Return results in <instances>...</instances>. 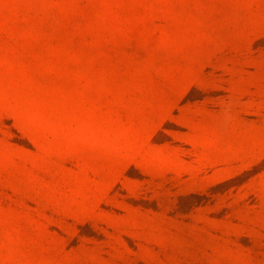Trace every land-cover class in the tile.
I'll use <instances>...</instances> for the list:
<instances>
[{
	"label": "rangeland",
	"instance_id": "rangeland-1",
	"mask_svg": "<svg viewBox=\"0 0 264 264\" xmlns=\"http://www.w3.org/2000/svg\"><path fill=\"white\" fill-rule=\"evenodd\" d=\"M0 264H264V0H0Z\"/></svg>",
	"mask_w": 264,
	"mask_h": 264
}]
</instances>
